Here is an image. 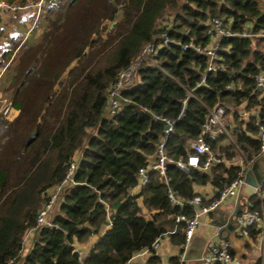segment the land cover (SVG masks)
Masks as SVG:
<instances>
[{"label": "trees", "instance_id": "obj_1", "mask_svg": "<svg viewBox=\"0 0 264 264\" xmlns=\"http://www.w3.org/2000/svg\"><path fill=\"white\" fill-rule=\"evenodd\" d=\"M0 1L6 19L24 12L3 36L7 48L0 58L1 66L16 50L10 82L0 90L17 110L12 119L0 111V264H80L75 244L93 235L87 264H131L135 253L165 234L182 245L186 223L175 217L195 214L187 202L199 195L207 204L259 155L264 92L255 77L264 69V37L222 38L211 71L205 54L177 42L209 45L213 17L233 31L256 34L264 29V0H45L35 36L22 43L38 0ZM163 31L171 42L140 62L135 82L120 91L117 111L108 113V91L120 72ZM215 106L224 108L232 138L205 139L222 161L208 170L181 169L175 162H187ZM157 117L175 120L165 142L171 161L166 178L148 169L136 195L138 170L154 160L164 136ZM235 159L240 163L228 164ZM71 162L73 183L60 187L47 216L51 225H37ZM207 183L211 198L195 190ZM169 189L182 205L170 201ZM248 202L264 224V181ZM29 230L35 235L23 252ZM260 232L248 231L252 239ZM149 262H158L156 255Z\"/></svg>", "mask_w": 264, "mask_h": 264}, {"label": "built area", "instance_id": "obj_2", "mask_svg": "<svg viewBox=\"0 0 264 264\" xmlns=\"http://www.w3.org/2000/svg\"><path fill=\"white\" fill-rule=\"evenodd\" d=\"M44 2L45 0H38L36 2V18L40 10L43 8ZM0 5L4 6V2L0 1ZM208 24L209 29L207 32L211 37V42L206 47H202L199 44H194L193 42H177L178 44H180L182 49L192 47L196 52L205 54L207 57L206 71H211L215 68L216 53L222 38L231 36L264 37V29L256 34L248 30L233 31L230 28L225 27L223 20L217 17L211 18ZM34 25L35 24L33 23L28 26V30L24 33L21 43L31 35ZM169 42H171V39L169 38V35L166 31L155 34L153 36V40L142 47L139 56L136 59L137 64L140 63L143 59L150 58L157 47L161 45H166ZM5 68V66L2 68L1 73ZM134 74L135 68L133 64L128 69L120 72L116 82L108 91V113L113 114L117 111L119 104L118 98H121L120 91L122 90V88H125V86L132 83V77H134ZM255 85L258 90L264 92V69H262L255 77ZM0 111L5 119H11L17 113V110L12 106V102L1 94ZM224 116V108L222 106H215L209 111V114L205 123L203 124V128L200 135L192 143L193 153L188 156L187 162L176 161L175 163L178 167H180L181 169H187L188 167L192 166L198 167L202 170H208L211 164L222 161L221 158L213 154L210 145L205 139V136L208 135L211 138H216L220 134H226L228 132ZM157 119L160 120L164 125V136L158 143L154 160L151 161L147 167L140 168L138 170V186H142L146 182L148 169L157 170L161 175L165 177V165L167 162L171 161L166 155L165 142L167 136L173 129V124L175 120L164 117H157ZM258 137L260 140L259 155H261L264 153V126L260 127ZM73 170L74 162H71L67 175L62 181L61 185H59L50 194L49 200L39 211L36 219L37 225H51V221L47 218V216L51 213L55 201L58 199V195L61 190L60 187L65 186L67 183H73V181L71 180ZM244 185V174H239L236 179H234L229 185L223 188L220 193L207 204H202L201 197L199 195L194 196L191 200H189L187 203L195 207V214L191 218H187L184 215H178L175 217L176 222L185 221L186 223L184 242L181 245L182 249L179 256L176 260H169L164 263L158 261L155 264H183L186 260V254L189 250L192 237L196 231L198 224L201 223V216L214 211L228 197H236L239 199V194ZM260 186L261 184L257 186V192L259 193ZM168 197L173 204H183V201L179 199L171 189L168 190ZM250 207L251 203L248 202L247 210L245 212L238 213L234 218L238 227L239 235L241 236H248V231L252 226L256 228L264 226L261 211L251 209ZM160 244L161 240L160 238H157L154 240L150 247L143 249L140 254L143 255L145 253H149L150 255H155L160 247ZM77 251L79 253V260L81 262L82 254L79 250ZM263 253L264 248L260 246V257L264 255ZM197 261L198 264H242L241 257L237 256L235 253L232 252L230 243L226 241L220 244H213L212 242H208L202 250L201 256ZM12 263L13 260H10L8 262V264ZM82 264L87 263H85V261H82Z\"/></svg>", "mask_w": 264, "mask_h": 264}, {"label": "crops", "instance_id": "obj_3", "mask_svg": "<svg viewBox=\"0 0 264 264\" xmlns=\"http://www.w3.org/2000/svg\"><path fill=\"white\" fill-rule=\"evenodd\" d=\"M244 116H246V113H244ZM225 118L227 117L224 116V120ZM226 135L228 136V134ZM192 143L193 141L191 142V145ZM229 163L237 164V163H240V160L235 159L233 161H228V164ZM263 166H264V163H263ZM195 190L199 192L201 195H203L205 198H211L213 194V188H211L210 186H204V187H199V188L195 187ZM245 191H246V186L244 185L239 195L240 196L247 195ZM237 206H238V198L228 197L214 211L210 212L209 214L202 215L201 222L205 224H212L213 226H216L218 228H225V226L231 222V218L234 216L235 212L237 211V208H238ZM234 218L235 217H233V221L231 223V230L224 231L221 237L218 235H213L211 238H209L208 242H212L213 244H220L226 241L230 243L231 250L233 251V253L241 257L242 264H257L256 263L257 259L261 255L260 246L264 248V226L259 227V229H261V232L255 239H252L250 235L248 236L239 235L238 227H237V224ZM34 235L35 233L33 230H29L26 233L24 242H23V252H26V250L30 246V242L32 238L34 237ZM236 236H239V237L241 236L242 238H244V241L242 242L241 240L235 239ZM97 238L98 237L96 235H93L86 242L75 244L76 249L79 250L82 254L80 264H82V261H85L86 256L92 249ZM160 240H161L160 247L157 250V253L155 254L156 257L158 258V261L164 263V262L169 261L172 257L177 258L179 256L182 246L173 244L170 241L168 234H165L162 238H160ZM251 249L252 250L254 249L255 252L253 251V253H250ZM140 252L135 253L130 259L129 263L131 264H155V263L149 262V259L153 257V254L150 255L149 253H145L141 255ZM201 253H202V249L191 247L190 245L189 250L186 254V260L183 264H198L197 260L200 258ZM260 258H261V264H264V255H262ZM210 264H215V263H210Z\"/></svg>", "mask_w": 264, "mask_h": 264}, {"label": "water", "instance_id": "obj_4", "mask_svg": "<svg viewBox=\"0 0 264 264\" xmlns=\"http://www.w3.org/2000/svg\"><path fill=\"white\" fill-rule=\"evenodd\" d=\"M119 100L121 98H118ZM167 127V126H165ZM264 153L259 155L255 160L251 162L249 168L246 170L244 175L245 186H246V194L242 195L238 199V208L235 212V217L240 212H245L247 210L248 197L252 196L257 192V186L262 184L264 181ZM141 190V186H137L134 188L133 193L138 194ZM233 217L231 218V222L225 226V228H218L213 226L212 224H205L203 222L199 223L196 231L191 240V247H195L198 249H204L205 245L208 243L209 238L213 235H218L221 237L222 233L226 230H231V223L233 221Z\"/></svg>", "mask_w": 264, "mask_h": 264}, {"label": "rangeland", "instance_id": "obj_5", "mask_svg": "<svg viewBox=\"0 0 264 264\" xmlns=\"http://www.w3.org/2000/svg\"><path fill=\"white\" fill-rule=\"evenodd\" d=\"M33 10V9H32ZM35 10V9H34ZM19 11V13H17V15L16 16H14L13 18H10V19H6V17H5V12H0V58H1V55L4 53V49H5V47L7 48V46H4L3 45V43H4V37L3 36H5V35H7V32L10 30V28H11V26H12V24L14 23V22H18L19 21V19L20 18H22L23 16V14H24V12L22 11V10H18ZM36 14V13H35ZM37 18H38V16H37ZM37 18H36V15H35V17H34V19L32 20V23L31 24H35V22H36V20H37ZM5 22H4V21ZM3 21V22H2ZM167 21H168V18H166V17H163V19L160 21V23L161 24H166L167 23ZM2 22V23H1ZM6 22H8L9 24H6ZM30 25V24H29ZM28 30V27H26V30H25V32ZM24 32V33H25ZM35 34H36V31L34 30V28H33V31H32V33H31V35L28 37V38H30V37H34L35 36ZM21 43V42H20ZM15 52H16V50H14L13 51V53L11 54V56L6 60V62L4 63V64H2L1 66H0V90H2V84L3 83H5V84H8L9 82H10V75L12 74L11 72L13 71V69H14V65H15V62L13 63V64H11V62H12V60L14 59L13 57H14V54H15ZM10 64V65H9ZM140 63H138L137 64V60H135V62L133 63V65H134V68H135V70H136V68H137V66L139 65ZM6 67L3 71H2V73H1V70H2V68L3 67ZM135 76L134 77H132V82H135ZM1 94V93H0ZM2 96H4V97H6L5 95H2ZM8 100H10L8 97H6ZM13 118V117H12ZM11 118V119H12ZM225 121L227 122V120H226V118H225ZM227 133L226 134H228V138L230 139L231 138V135H230V130L228 129V127H227ZM204 186H210L211 188H212V186H211V184L210 183H207V184H204V185H196L195 187L196 188H199V187H204ZM141 203V202H140ZM142 206V205H141ZM142 209H141V214L146 218V219H149L150 218V215L146 212V210L144 209V207H141ZM235 239H238V240H241L242 242L244 241V238H242L241 236L239 237V236H236L235 237ZM246 239V238H245ZM253 251L255 252V250L253 249H251L250 250V253H253Z\"/></svg>", "mask_w": 264, "mask_h": 264}]
</instances>
